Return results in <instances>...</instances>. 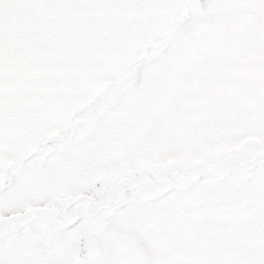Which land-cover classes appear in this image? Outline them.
<instances>
[{
	"label": "rangeland",
	"instance_id": "rangeland-1",
	"mask_svg": "<svg viewBox=\"0 0 264 264\" xmlns=\"http://www.w3.org/2000/svg\"><path fill=\"white\" fill-rule=\"evenodd\" d=\"M78 188L92 264H264V0H0V264H73Z\"/></svg>",
	"mask_w": 264,
	"mask_h": 264
},
{
	"label": "flooded vegetation",
	"instance_id": "flooded-vegetation-1",
	"mask_svg": "<svg viewBox=\"0 0 264 264\" xmlns=\"http://www.w3.org/2000/svg\"><path fill=\"white\" fill-rule=\"evenodd\" d=\"M21 167L24 169V171H31V170H34V169L40 170V168H41L40 165L37 166V165H32V164H28L27 166H24L22 164ZM96 184L98 185L97 186V194L94 191V187H93ZM101 188H102V182L99 179L95 180V182L93 183L92 188H91L92 191H93V194L95 196L94 197L95 199H98L99 200L102 197H104V198L107 197V195H105V194H103V195L100 194ZM129 189H130V187H129ZM79 190H81V189L78 188V237L75 239V244H76V240L79 239L81 236H84V235H88L93 240L96 241V244L95 245L100 248V253L94 259H92L90 261H86L84 263H81V264H92L94 262L100 261L102 255H103V252H104V248L105 247H104V245L102 243H100V241H98L97 238H95L92 235V233H89L88 231H82V229H81L80 223H81V216H82V212L83 211L86 213V217L87 218H91L92 220L96 219V217L99 216V213L93 215L92 217L87 216L88 210L91 207L94 206V203H92L93 202L92 199L89 200V199L85 198L84 196H86V195H83L81 192H79ZM152 191H155L156 193L159 192V195H163V193H161L159 190H157L155 188H153ZM83 202H85L84 205H83ZM35 208H39L41 210L40 206L35 207ZM105 210H106V208H104L102 210L97 209V211H105ZM0 222H1V226H0V230H1L2 229V225L4 224V220L2 219V220H0ZM32 222H34V219H27V220H24V221H21V220H19V221H13L12 224H11V231L10 232L12 234L13 233H16L17 234L20 231H22V234H23L22 238H24V239H30V237H29L30 229L27 228V229H23L22 230V227L24 225H30ZM48 222L51 223L54 227H61L56 219H51V221H48ZM73 224L75 225V221L74 220H73V223L71 225L73 226ZM71 225H69L67 228H70ZM40 237H41V240H43L42 242L46 241L47 242L46 245L47 246H50L51 245V241L54 239L55 236H54V233L51 234V235H46L45 232H41L40 233ZM10 240L11 241H9V243H15V241H13V237L10 238ZM75 244H74V248H73V264H76L75 263V259H74V256H75V254H74ZM106 264H110V263L107 262Z\"/></svg>",
	"mask_w": 264,
	"mask_h": 264
},
{
	"label": "water",
	"instance_id": "water-1",
	"mask_svg": "<svg viewBox=\"0 0 264 264\" xmlns=\"http://www.w3.org/2000/svg\"><path fill=\"white\" fill-rule=\"evenodd\" d=\"M97 184L94 186V191L96 194L98 186ZM95 244L96 241L88 235L81 236L79 239H77L74 249L75 263L81 264L94 259L100 252V248Z\"/></svg>",
	"mask_w": 264,
	"mask_h": 264
}]
</instances>
